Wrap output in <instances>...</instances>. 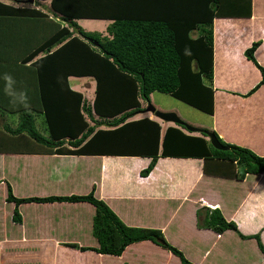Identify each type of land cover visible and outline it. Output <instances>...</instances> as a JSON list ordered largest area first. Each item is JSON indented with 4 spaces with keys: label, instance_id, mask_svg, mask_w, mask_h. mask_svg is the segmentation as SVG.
Here are the masks:
<instances>
[{
    "label": "trees",
    "instance_id": "trees-1",
    "mask_svg": "<svg viewBox=\"0 0 264 264\" xmlns=\"http://www.w3.org/2000/svg\"><path fill=\"white\" fill-rule=\"evenodd\" d=\"M50 6L52 16L37 8H15L0 1V28L10 25L5 35L20 37L24 45H30L24 59L0 53V69L19 66L20 62L25 67L44 53L29 66L37 74L36 85L21 86L13 72L5 77L0 72V116L20 115L17 127L5 124L0 128V153L149 156L152 161L143 176L151 173L160 156L203 158L205 172L214 176L244 179L248 174L264 173V156L228 144L216 132L211 133L227 151L214 148L205 139L208 130H201L202 137H195L170 127L161 139V126L153 120L126 123L141 112L140 99L149 103L155 92L214 115V22L218 18H252L253 0H51ZM79 20L111 24L107 35H102L84 30ZM3 43L0 38V47ZM261 44L254 42L245 51L246 58L262 74L260 83L246 97L264 86V67L255 58ZM70 77L95 79L93 104L72 91ZM13 91L21 92V97L4 102L3 94ZM33 93L37 103L21 105ZM94 114L102 120L95 121L96 126L123 125L96 131L86 119L94 121ZM37 116L44 117L48 135L38 130ZM179 127L187 130L186 123ZM211 163L217 171H209ZM7 201L17 207L24 203H90L96 208L93 235L100 247H70L120 256L131 244L150 240L179 257L182 264H194L171 246L161 231L125 225L94 190L88 195L19 198L8 186ZM17 207L13 220L21 222ZM198 215L199 227L218 234L231 230L244 239H256L264 255L261 235H242L236 223L227 221L219 209L206 208Z\"/></svg>",
    "mask_w": 264,
    "mask_h": 264
},
{
    "label": "crops",
    "instance_id": "crops-1",
    "mask_svg": "<svg viewBox=\"0 0 264 264\" xmlns=\"http://www.w3.org/2000/svg\"><path fill=\"white\" fill-rule=\"evenodd\" d=\"M0 1L15 8L32 4L31 0L28 3L27 0H23L25 3ZM39 1L51 5V0ZM101 21L111 24V21L104 20H79L78 23L92 30L91 24ZM5 26L0 28L1 33ZM8 30L10 25L7 24L3 35H0L4 42L0 53L24 59L28 56L29 42L24 45L20 37L6 36ZM247 33L248 38L245 37ZM260 38L258 41L262 44L255 58L264 67L263 0L256 5L253 0L250 19L215 20V112L210 115L213 117L211 125L185 122L200 130L190 132L174 123L161 121L155 115L132 119L144 113L142 99L141 112L126 123L153 120L161 126V139L170 127L180 128L185 134L195 137H202L201 130H208L216 132L228 144L264 156V86L252 96H245L262 79L260 70L245 56V51ZM42 56L44 53L25 67L20 62L19 66L3 67L0 72L4 77L13 72L21 86L36 85L37 74L29 66ZM88 78L91 77H70L69 86L93 104L96 81L86 83ZM13 92L3 94L4 102L21 97V92ZM36 103L34 93L21 101V105ZM39 117L44 123V117L37 116L36 119ZM94 118V124L88 122L96 127V131L114 130L123 125L96 126L95 121L102 120L95 114ZM205 139L210 141L209 137ZM161 151L162 145L160 155ZM151 161L149 156L0 153V191L4 192V197H0V264H182L179 257L150 240L131 244L120 256L70 247L74 244L80 248L100 247L93 235L96 208L92 204L24 203L17 207L7 201L8 186L19 198L88 195L94 190L95 196L106 202L125 225L161 231L167 242L181 250L194 264L264 263V255L256 239H244L231 230L218 234L198 226L200 210L219 209L227 221L236 223L242 235L260 234L264 245V173L248 174L244 179L214 176L205 172L203 158L160 156L151 173L143 176L142 172ZM209 168L210 172L217 171L213 163ZM237 171L241 172L239 168ZM16 207L21 214V222L13 220Z\"/></svg>",
    "mask_w": 264,
    "mask_h": 264
},
{
    "label": "rangeland",
    "instance_id": "rangeland-1",
    "mask_svg": "<svg viewBox=\"0 0 264 264\" xmlns=\"http://www.w3.org/2000/svg\"><path fill=\"white\" fill-rule=\"evenodd\" d=\"M260 0H255V5L259 3ZM264 1V0H263ZM21 2H24L23 0H21ZM25 3V2H24ZM28 3V0L27 2ZM32 3V4H31ZM31 6L28 4H25L27 7L26 8H30V7H34L37 9H40L42 12L52 16V10L50 9V3L46 2H40L39 0H33V2H31ZM67 25V24H66ZM93 25L91 27L92 30L85 28L86 26H81L84 30L88 31V32H98L101 33L102 35H107L106 31H107V27L109 26V23H105L102 22L99 23L97 22L96 24H91ZM245 37H249V33H247V35ZM261 40L257 39L256 41ZM55 49V48H54ZM92 81H95V79H86V83H91L93 84ZM87 95H89V93H87ZM150 102L147 103L144 101V104L142 106H144V113L142 114H138L136 116H134L132 119H135L136 117L139 116H143V115H150V116H154V114H152L151 112H147V108L150 105H153L154 107H156L158 110L162 111V112H174L176 113L183 122H188L189 124H195L198 126L201 125H211L213 122V117H211L208 114H205L193 107L188 106L187 104L179 101L178 99L166 95V94H162L160 92H155L153 94H151L150 96ZM89 103H92L90 100H88ZM4 117V118H1ZM0 117V128L3 126L4 123H7L9 125H11L12 127H17L20 121V115H12V114H3ZM88 121L91 124H94L93 121L89 120V118H87ZM131 119V120H132ZM41 118L39 117L37 120V128L39 131H41L43 134H45V123L40 121ZM185 120V121H184ZM0 197H4V192L0 191ZM262 252V251H261Z\"/></svg>",
    "mask_w": 264,
    "mask_h": 264
},
{
    "label": "water",
    "instance_id": "water-1",
    "mask_svg": "<svg viewBox=\"0 0 264 264\" xmlns=\"http://www.w3.org/2000/svg\"><path fill=\"white\" fill-rule=\"evenodd\" d=\"M31 2H33V0H31ZM147 112H151L152 114H154L158 119H160L161 121L164 122H168V123H174L176 125H183L185 124L181 118L174 112H162L160 110H158L156 107H154L153 105H150L147 108ZM187 130L190 132H199L200 130L192 127L190 125H187ZM208 137L211 141V144L213 145L214 148L218 149V150H222V151H227L228 148L223 146L218 137L216 135H214L213 133H209Z\"/></svg>",
    "mask_w": 264,
    "mask_h": 264
}]
</instances>
